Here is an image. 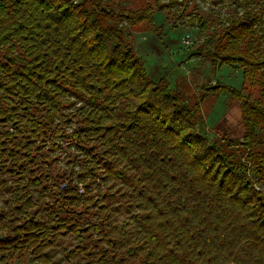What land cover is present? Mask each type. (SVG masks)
Listing matches in <instances>:
<instances>
[{
  "label": "trees",
  "instance_id": "trees-1",
  "mask_svg": "<svg viewBox=\"0 0 264 264\" xmlns=\"http://www.w3.org/2000/svg\"><path fill=\"white\" fill-rule=\"evenodd\" d=\"M169 1L0 0L1 264H56L65 238L76 264H264V0H233L212 31L191 19L207 29L193 56L241 70L202 96L141 52L139 28L177 29ZM232 102L241 129H221ZM60 143L84 158L71 174L39 161Z\"/></svg>",
  "mask_w": 264,
  "mask_h": 264
},
{
  "label": "rangeland",
  "instance_id": "rangeland-1",
  "mask_svg": "<svg viewBox=\"0 0 264 264\" xmlns=\"http://www.w3.org/2000/svg\"><path fill=\"white\" fill-rule=\"evenodd\" d=\"M80 1V0H78ZM127 1L129 7L134 8H143L146 5H155V3H164L169 4V0H125ZM178 4L172 7L171 9L166 10L163 12L164 18L168 16L171 21L172 25L177 28L173 30H167L166 36V46L170 49V53L172 55L178 56L179 51H174L171 49V46L178 45L181 47L182 43H180V39L183 35H190L192 44L189 46L188 52L191 56H188L187 60L177 64L176 68L174 69L175 72L173 73V79L178 80V84H183L186 82L188 85L186 87L187 91L192 93H199L202 96L200 91L201 85L209 82L215 81H223L225 83L235 82L233 85L239 86L241 84V70L239 67H219L217 70L212 67L210 59L206 58V55L203 56H193V53L198 49V46L204 40V36L207 35V29L204 31L201 28V25L198 23V20L192 21L191 19L195 16L199 18H203L207 22V27L209 31H212L216 26L220 25L221 21L224 20V17L227 16L230 10L233 7V0H177ZM166 15V16H165ZM159 17V16H158ZM195 17V18H196ZM167 21V20H166ZM169 27V26H168ZM264 30V24L262 25ZM139 37H143L146 32L144 27L138 29ZM173 45V46H174ZM173 51V52H172ZM181 52V51H180ZM227 95H221L220 100ZM208 97V96H206ZM211 101L206 100L204 103V110L207 112L211 109ZM228 104V103H227ZM231 105H234L231 112L225 118V120L221 123L220 128L224 129L226 126L232 129L237 127L241 129V121H242V114L240 110V104H235L232 102ZM228 108V105H227ZM210 112V111H209ZM212 116V115H211ZM211 118V117H210ZM215 121L213 124H215ZM210 123V122H209ZM213 124L211 126H213ZM227 128V127H226ZM61 149H56V147H52V150H48L45 148L43 151V158H39V161L43 167L55 169L61 168L66 169L68 174L71 172L77 171L84 163V158L80 155V150L71 145L69 146L66 143H60ZM76 159H75V158ZM79 187V193L85 192L84 188L81 184L74 182L72 187ZM35 191V198L38 197L40 194L37 190ZM92 194L97 193L96 186L93 187L91 192ZM11 196L10 194H1L0 195V207L6 205L5 201L9 199ZM51 215V212L47 210H42L39 213V217H47ZM85 219L91 220V216H86ZM76 241L73 238H65L63 239L62 247L58 250H55L53 259L56 264H76L78 262V258H67L65 257V250L72 248L73 244ZM1 264V263H0ZM9 264H39L38 262L33 261L30 257H26L22 260L12 261Z\"/></svg>",
  "mask_w": 264,
  "mask_h": 264
},
{
  "label": "crops",
  "instance_id": "crops-1",
  "mask_svg": "<svg viewBox=\"0 0 264 264\" xmlns=\"http://www.w3.org/2000/svg\"><path fill=\"white\" fill-rule=\"evenodd\" d=\"M140 38H142L144 41H148L149 42V46H150V48L148 47H146L145 45H142L141 46V52H142V54L144 55V56H146L147 58L149 57L148 55H146V54H149V52H151L153 49L154 50H156L157 51V55L155 56V58H154V56L152 55L150 58L151 59H155V61H157L158 63H159V67H157L153 72H154V74H159V72L161 71V66L164 64V63H166V62H162L161 61V59H167L168 61H171L172 63H174L175 65H177L176 63H175V58H176V56L175 55H172L171 53H170V49L169 48H167V46H166V43H164L163 41H165V39L163 40V41H161L158 37H157V35L156 34H153V33H150V32H148V33H146L145 35H143V37H140ZM174 45V44H173ZM171 46V49L172 50H174V51H178V48H179V43H178V45H174V46ZM173 52V51H172ZM183 57V56H182ZM178 63V62H177ZM167 65H169V64H167Z\"/></svg>",
  "mask_w": 264,
  "mask_h": 264
},
{
  "label": "built area",
  "instance_id": "built-area-1",
  "mask_svg": "<svg viewBox=\"0 0 264 264\" xmlns=\"http://www.w3.org/2000/svg\"><path fill=\"white\" fill-rule=\"evenodd\" d=\"M181 43H182V46H183V47H186V48L189 47V46H191V44H192V40H191L190 35H185V36L182 38Z\"/></svg>",
  "mask_w": 264,
  "mask_h": 264
}]
</instances>
